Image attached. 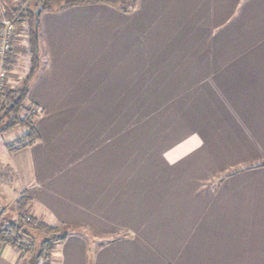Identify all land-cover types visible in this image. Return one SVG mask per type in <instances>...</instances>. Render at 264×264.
Here are the masks:
<instances>
[{
  "label": "crops",
  "instance_id": "0c3cea01",
  "mask_svg": "<svg viewBox=\"0 0 264 264\" xmlns=\"http://www.w3.org/2000/svg\"><path fill=\"white\" fill-rule=\"evenodd\" d=\"M39 58L0 204L70 232L51 264H264V0L45 12Z\"/></svg>",
  "mask_w": 264,
  "mask_h": 264
},
{
  "label": "trees",
  "instance_id": "16d2710c",
  "mask_svg": "<svg viewBox=\"0 0 264 264\" xmlns=\"http://www.w3.org/2000/svg\"><path fill=\"white\" fill-rule=\"evenodd\" d=\"M29 1L31 2L29 3ZM138 2L139 0H20V5L9 14L7 13L6 17L12 19L18 17V22L22 24L25 21L31 23L30 71L14 87H9L6 82L0 83V133L21 128L25 131L23 143L31 145L39 139L36 123L40 112L36 107L28 105L27 99L40 65V18L43 13L93 4L116 7L127 13L134 10ZM17 63L18 59L15 55L8 52L4 61L5 69L11 72L17 67V65L15 66ZM30 201L27 194H22L18 199L15 206V217L9 224L0 226V242L23 252L24 264H51L56 246L63 243L70 232L61 226H50L30 217L28 213Z\"/></svg>",
  "mask_w": 264,
  "mask_h": 264
},
{
  "label": "rangeland",
  "instance_id": "374dc122",
  "mask_svg": "<svg viewBox=\"0 0 264 264\" xmlns=\"http://www.w3.org/2000/svg\"><path fill=\"white\" fill-rule=\"evenodd\" d=\"M30 2L31 1H29V3ZM18 5H20V0H0V21L5 19L11 20L16 26L15 35L13 39L14 47L12 50V54L15 55V57L18 59V63L15 64V66L17 65L19 69L17 67L14 68L11 71L13 72L17 69V73L14 74H11V72H9V76L5 80L6 85H8L9 87H14L22 81V79L27 75H24L23 72L25 68L30 65L31 61V47L29 43L31 32L30 21H25L22 24L18 22V17H15V19L6 17L8 16L9 12H12L15 8H17ZM12 82H14V84H12ZM20 130L21 128H17L10 132L0 133V159L6 164L8 163L9 165H11V163L17 162V155L12 153L4 154V151L6 149L7 143H11L12 141L17 140L19 134L18 132H20ZM15 206L16 203L11 202L10 200H8V202L6 201L5 203H3V205L0 204V226L9 224V222L15 217Z\"/></svg>",
  "mask_w": 264,
  "mask_h": 264
},
{
  "label": "built area",
  "instance_id": "2783aa9c",
  "mask_svg": "<svg viewBox=\"0 0 264 264\" xmlns=\"http://www.w3.org/2000/svg\"><path fill=\"white\" fill-rule=\"evenodd\" d=\"M0 24V83H3L9 76V72L4 67V61L7 53L13 50L16 26L13 21L6 19L1 20ZM22 143V141L19 142L18 146H21Z\"/></svg>",
  "mask_w": 264,
  "mask_h": 264
},
{
  "label": "water",
  "instance_id": "95a60500",
  "mask_svg": "<svg viewBox=\"0 0 264 264\" xmlns=\"http://www.w3.org/2000/svg\"><path fill=\"white\" fill-rule=\"evenodd\" d=\"M40 14V11L38 12V15Z\"/></svg>",
  "mask_w": 264,
  "mask_h": 264
}]
</instances>
